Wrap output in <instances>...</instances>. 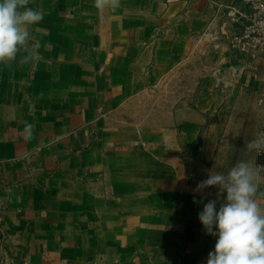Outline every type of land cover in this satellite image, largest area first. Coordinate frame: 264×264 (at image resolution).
Segmentation results:
<instances>
[{"label":"crops","instance_id":"0c3cea01","mask_svg":"<svg viewBox=\"0 0 264 264\" xmlns=\"http://www.w3.org/2000/svg\"><path fill=\"white\" fill-rule=\"evenodd\" d=\"M248 1L30 0L39 58L0 64V264H206L216 117L248 91L264 132V55L221 33Z\"/></svg>","mask_w":264,"mask_h":264},{"label":"clouds","instance_id":"9594fccd","mask_svg":"<svg viewBox=\"0 0 264 264\" xmlns=\"http://www.w3.org/2000/svg\"><path fill=\"white\" fill-rule=\"evenodd\" d=\"M30 0H0V64L17 61L27 64L39 58V44L29 48V28L43 20V12L29 7ZM97 9L115 12L120 0H94ZM31 125H26V139L31 138ZM244 152L264 153V132L245 144ZM264 178V165L255 161L238 160L225 172L212 170L207 179L194 189L202 193L215 187L225 194L223 201L193 200L203 203L198 219L207 235L216 237L213 251L208 253L206 264H264V205L257 197L264 195L260 181ZM219 203V206H218Z\"/></svg>","mask_w":264,"mask_h":264},{"label":"rangeland","instance_id":"374dc122","mask_svg":"<svg viewBox=\"0 0 264 264\" xmlns=\"http://www.w3.org/2000/svg\"><path fill=\"white\" fill-rule=\"evenodd\" d=\"M215 120L206 158L208 174L212 170L227 172L238 160L256 161L255 152H244L248 140L260 133L261 108L251 92H237Z\"/></svg>","mask_w":264,"mask_h":264},{"label":"built area","instance_id":"2783aa9c","mask_svg":"<svg viewBox=\"0 0 264 264\" xmlns=\"http://www.w3.org/2000/svg\"><path fill=\"white\" fill-rule=\"evenodd\" d=\"M221 27L238 53L249 58L264 55V0H249L243 10L229 6Z\"/></svg>","mask_w":264,"mask_h":264}]
</instances>
